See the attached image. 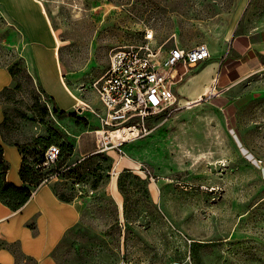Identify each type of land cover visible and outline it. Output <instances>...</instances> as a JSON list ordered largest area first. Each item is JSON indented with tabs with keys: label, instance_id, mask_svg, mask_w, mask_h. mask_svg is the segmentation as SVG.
Here are the masks:
<instances>
[{
	"label": "rangeland",
	"instance_id": "1",
	"mask_svg": "<svg viewBox=\"0 0 264 264\" xmlns=\"http://www.w3.org/2000/svg\"><path fill=\"white\" fill-rule=\"evenodd\" d=\"M38 1L59 45L61 84L76 98L68 112L80 119L54 113L28 42L1 17L0 66L13 83L0 102L6 134L26 169H39L35 178L47 170L38 151L49 139L62 148L60 167L76 161L50 183L58 194L84 198L82 226L56 249V264H264V69L223 98L232 100L226 109L184 99L187 106L120 151L70 155L75 135L96 127L78 103L97 102L93 85L114 48L140 43L151 30L162 53L205 44L220 57L233 33L264 26V0ZM93 145L84 134V150Z\"/></svg>",
	"mask_w": 264,
	"mask_h": 264
},
{
	"label": "crops",
	"instance_id": "2",
	"mask_svg": "<svg viewBox=\"0 0 264 264\" xmlns=\"http://www.w3.org/2000/svg\"><path fill=\"white\" fill-rule=\"evenodd\" d=\"M0 17L11 24V29H14L15 33L18 31L23 33L24 39L28 42L32 66L55 105L67 112L73 107L77 108L75 96L65 89L58 76L60 66L56 53L59 45L57 46L56 40H53L40 2L0 0ZM2 25L5 23H1L0 27ZM263 69L264 26H259L233 33L229 47L220 57L215 58L211 52L206 60L196 65L185 68L179 63L175 68L172 90L180 107L184 104V99L193 101L208 98L213 100L217 107L226 109L231 106L232 100L228 99L229 102H226L223 98L230 97L233 88L242 80ZM12 83L13 76L10 70L6 66H0V92L10 87ZM208 85L210 89H207ZM95 95L97 102L88 104L101 109L102 105L96 91ZM90 116L96 121L97 127L98 120L93 115ZM3 120L2 101L0 124ZM93 129L83 128L75 135L76 140L70 145V155H78L77 160L96 153L97 143ZM84 134H90L94 139V145L86 150L82 146ZM0 143L8 165L7 181L17 187L29 186L20 177L22 154L19 147L6 142L1 133ZM53 180L55 179L42 184L16 210L0 201V264H56V249L76 226H82L84 198L76 196L69 200L61 199L50 184Z\"/></svg>",
	"mask_w": 264,
	"mask_h": 264
},
{
	"label": "built area",
	"instance_id": "3",
	"mask_svg": "<svg viewBox=\"0 0 264 264\" xmlns=\"http://www.w3.org/2000/svg\"><path fill=\"white\" fill-rule=\"evenodd\" d=\"M153 44V33L146 30L140 43L114 48L109 55L107 69L93 85L101 109L79 102L81 112L86 110L98 120V126L92 130L97 143L96 153L110 147L120 151L119 146L125 141H112L111 131L126 129L129 140L153 133L166 121L175 106L180 107L172 90L176 66L181 63L187 68L210 56L205 44L190 48L174 45L165 53ZM60 154L61 147L57 144L45 149L39 167L52 170L32 189L31 195L42 184L56 179L68 169L66 165L56 167L55 162ZM142 172L145 176L150 173L145 168Z\"/></svg>",
	"mask_w": 264,
	"mask_h": 264
},
{
	"label": "trees",
	"instance_id": "4",
	"mask_svg": "<svg viewBox=\"0 0 264 264\" xmlns=\"http://www.w3.org/2000/svg\"><path fill=\"white\" fill-rule=\"evenodd\" d=\"M9 91H10L9 87L4 88L0 92V99L2 98V96H4ZM53 111H54L55 114L58 115V117H74L77 120L80 119V117L77 116L75 113H69L67 111L60 110L55 104H54ZM7 121L8 120H7V116H6V117H4L3 122L0 124V133L2 134V137L5 139L6 142L12 143V144H14V145L19 147L18 143L12 141L10 139V137L6 134ZM51 144H55V143H53L51 141V139H49L46 142V144L41 145L39 147V151L38 152L41 155V160L43 158V152ZM61 152H62V148H61ZM94 154H100V153H94ZM59 158H60V156L58 157V159L55 162V165L58 168L60 167ZM75 162H73V163H75ZM71 164H72V162L71 163H66L65 165L68 166V169H69L71 167ZM38 170L39 169L36 168V165H29L27 167V169H26V167L24 165V161H22L21 169H20V177H21L22 181L24 183L28 184L29 186L23 185L21 187H17L14 184L8 182L7 179H6V174H7V171H8V165H7V163H6L5 159H4L3 147H2V144L0 143V201L3 204H5L6 206H8L9 208H11L12 210H16V209L20 208L29 199L32 189L36 185H38V183L43 179V177L47 176L51 172L52 169H48L47 168V170H45L43 176H40L39 178H35L34 174L37 173ZM56 193H57V191H56ZM58 196L61 199H63V200L71 199L70 197H65L62 194H58Z\"/></svg>",
	"mask_w": 264,
	"mask_h": 264
},
{
	"label": "bare ground",
	"instance_id": "5",
	"mask_svg": "<svg viewBox=\"0 0 264 264\" xmlns=\"http://www.w3.org/2000/svg\"><path fill=\"white\" fill-rule=\"evenodd\" d=\"M207 89H210L209 85L207 86ZM183 101H185V100H183ZM186 103H188V102H186ZM110 136L112 137V141H114V142H116L118 140H120V141H127V140L130 139L129 138V132L126 129H120V130L111 131L110 132ZM121 158L122 159H125V160H128L129 157L127 158V156H121ZM113 187H114V185H113Z\"/></svg>",
	"mask_w": 264,
	"mask_h": 264
}]
</instances>
